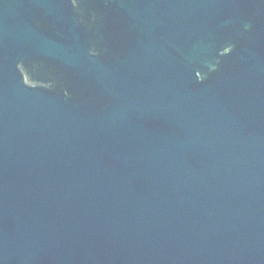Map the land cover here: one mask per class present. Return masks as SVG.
Returning <instances> with one entry per match:
<instances>
[{
  "label": "water",
  "instance_id": "water-1",
  "mask_svg": "<svg viewBox=\"0 0 264 264\" xmlns=\"http://www.w3.org/2000/svg\"><path fill=\"white\" fill-rule=\"evenodd\" d=\"M0 264H264V0H0Z\"/></svg>",
  "mask_w": 264,
  "mask_h": 264
}]
</instances>
